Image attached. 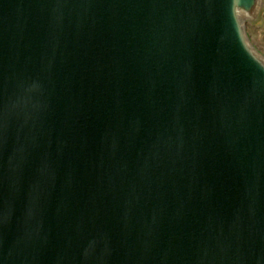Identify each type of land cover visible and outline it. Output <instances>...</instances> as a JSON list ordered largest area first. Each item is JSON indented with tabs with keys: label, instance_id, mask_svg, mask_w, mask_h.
I'll list each match as a JSON object with an SVG mask.
<instances>
[{
	"label": "water",
	"instance_id": "obj_1",
	"mask_svg": "<svg viewBox=\"0 0 264 264\" xmlns=\"http://www.w3.org/2000/svg\"><path fill=\"white\" fill-rule=\"evenodd\" d=\"M261 0H0V264H264Z\"/></svg>",
	"mask_w": 264,
	"mask_h": 264
},
{
	"label": "rangeland",
	"instance_id": "obj_2",
	"mask_svg": "<svg viewBox=\"0 0 264 264\" xmlns=\"http://www.w3.org/2000/svg\"><path fill=\"white\" fill-rule=\"evenodd\" d=\"M244 31L248 44L264 60V0L254 16L245 17Z\"/></svg>",
	"mask_w": 264,
	"mask_h": 264
}]
</instances>
